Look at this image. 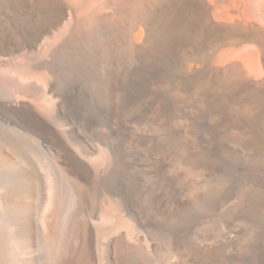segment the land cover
Segmentation results:
<instances>
[{"label": "bare ground", "instance_id": "bare-ground-1", "mask_svg": "<svg viewBox=\"0 0 264 264\" xmlns=\"http://www.w3.org/2000/svg\"><path fill=\"white\" fill-rule=\"evenodd\" d=\"M0 122V264H264V0H0Z\"/></svg>", "mask_w": 264, "mask_h": 264}, {"label": "rangeland", "instance_id": "rangeland-1", "mask_svg": "<svg viewBox=\"0 0 264 264\" xmlns=\"http://www.w3.org/2000/svg\"><path fill=\"white\" fill-rule=\"evenodd\" d=\"M0 124H1V122H0ZM2 128L4 130L3 125H1L0 129H2ZM196 207L197 208H201L202 210H208L209 209V203L200 204V205H198ZM166 220L181 223V222L187 221L188 217L185 214H175V215H172V216L166 218Z\"/></svg>", "mask_w": 264, "mask_h": 264}]
</instances>
